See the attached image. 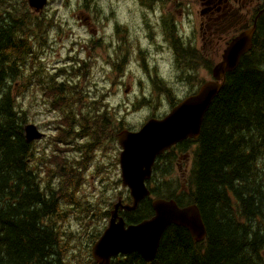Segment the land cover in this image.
<instances>
[{
	"label": "trees",
	"instance_id": "16d2710c",
	"mask_svg": "<svg viewBox=\"0 0 264 264\" xmlns=\"http://www.w3.org/2000/svg\"><path fill=\"white\" fill-rule=\"evenodd\" d=\"M33 12L25 0H0V264H97L92 247L107 227L106 223L101 230L98 223L109 221L114 204L104 211L100 202L78 199L81 171L70 161L73 148L65 144H71L74 125L80 123L76 114L81 101L85 108L86 84L79 89L69 77L53 82L40 71L27 73V62L36 55L34 33L47 22L45 12L39 16ZM258 34L238 69L226 74L200 137L193 140L196 149L188 190L163 187L154 179L156 173L152 183L157 188L148 185L152 196L136 211L120 213L127 224H138L154 216L155 198L174 200L180 208L196 205L207 237L197 243L188 230L172 226L152 263L133 253L113 258L111 264H264V23ZM83 67L74 68L71 77H88L90 70ZM34 77L37 86L51 95L53 109L63 114L59 131L69 149L66 155L26 141L27 111L16 95L26 91ZM156 85L159 95L170 96L172 106L181 101L174 100L167 85ZM136 104L150 106L152 100L143 97ZM94 105L93 120L85 116L90 141L115 146L124 122L117 125L111 120L103 96ZM87 107L89 112L93 102ZM132 202L128 194L124 203ZM69 220L76 221L78 233L66 230ZM83 235L87 247L81 243Z\"/></svg>",
	"mask_w": 264,
	"mask_h": 264
},
{
	"label": "rangeland",
	"instance_id": "374dc122",
	"mask_svg": "<svg viewBox=\"0 0 264 264\" xmlns=\"http://www.w3.org/2000/svg\"><path fill=\"white\" fill-rule=\"evenodd\" d=\"M44 12L47 22L41 30L34 33L36 55L27 62L26 70L28 74L40 71L43 77H52L53 82H61L69 77V83L79 89L86 84L88 97L84 103L85 108L83 101L82 104H76L80 103L82 108L76 114L80 123L74 125V130L81 131L74 137L77 142L70 155L72 162L81 171L78 174L81 175L78 199L100 202L105 211L110 204L117 203L119 197H127L129 190L121 181V148L118 143L115 144L114 151L102 145L89 146L86 140H83L85 144H79L82 137H88L89 119H85V116H92L93 120L97 114L94 111V100L99 101V97L103 96L112 121L117 125L123 121L127 129L138 130L148 119L163 117L172 107L170 96L159 95L156 83L167 85L174 100H180L193 92L196 83L211 80L212 77L202 70H191L188 66L179 64L161 37L156 41L148 39V30L143 24L145 12L136 7L134 0H49L42 11L33 13L39 16ZM50 20H54V24L50 25ZM187 32V27L181 29L182 35ZM117 36L116 42L123 38L130 43L131 58L123 66L125 74L118 70L114 75L112 64L121 63L120 57L114 54L112 48ZM99 40L96 46L91 44V41ZM81 60L88 65L83 67ZM81 67L82 70H90L89 76L71 77L73 69ZM60 69H64L65 73ZM55 74H60V77ZM143 97L150 98L152 105L138 106L136 100ZM16 100L27 111V125L35 124L47 135L43 143L46 144L47 151L52 152L56 148L66 155L69 149L64 145L65 140L60 138L59 131L63 114L58 109H53L55 105H52L51 95L49 97L46 91L37 86L36 77L26 91L16 95ZM91 102L93 107L88 112L87 105L90 106ZM82 113L85 115L82 116ZM109 163L115 165L111 170L106 166ZM159 173L154 179L162 183L163 187L172 186L170 188H177L179 192L188 190L189 176L183 184V177L178 169L175 172ZM154 188H157L155 184ZM106 223L108 220L98 223L101 230ZM65 228L77 231L79 226L76 221L69 220ZM80 240L85 247L88 246L85 235ZM75 252L80 256L77 250Z\"/></svg>",
	"mask_w": 264,
	"mask_h": 264
},
{
	"label": "water",
	"instance_id": "95a60500",
	"mask_svg": "<svg viewBox=\"0 0 264 264\" xmlns=\"http://www.w3.org/2000/svg\"><path fill=\"white\" fill-rule=\"evenodd\" d=\"M29 7L42 11L48 0H26ZM252 35L243 34L225 50L222 61L213 69V81L206 82L197 93L177 104L163 119L148 120L137 132L122 131L118 135L121 178L133 199L132 205L120 198L111 211L108 227L93 245L92 256L97 264H111L113 258L137 253L146 263L158 254L166 231L171 226L188 230L192 239L200 243L207 236L201 212L196 205L180 208L176 201L155 199L154 216L138 224H127L121 212L136 211L151 192L146 185L152 176L158 156L187 139H198L206 113L223 87L226 74L234 72L242 58L252 49ZM26 141L41 140L45 134L34 124L24 128Z\"/></svg>",
	"mask_w": 264,
	"mask_h": 264
},
{
	"label": "flooded vegetation",
	"instance_id": "af4514ba",
	"mask_svg": "<svg viewBox=\"0 0 264 264\" xmlns=\"http://www.w3.org/2000/svg\"><path fill=\"white\" fill-rule=\"evenodd\" d=\"M134 1L136 7L145 12L143 24L148 30V39L156 41L161 37L179 64L188 66L191 70H202L212 77L211 80H201L196 83L192 93L197 92L206 82L213 80L215 65L222 61L225 50L234 40L252 32V45H254L259 27L264 23V0ZM185 27L188 28V32L182 35L181 29ZM113 35L116 36L115 33ZM117 38L118 36L114 38L115 43L112 44V48L114 54L120 57L121 63L112 64L114 75L118 70L123 72V66L131 58L130 43L123 38L116 42ZM81 140L80 145L85 144L83 140H86L89 146L101 145L91 142L89 137H82ZM76 142L68 146L74 148ZM195 149L192 139L184 140L158 156L148 185L152 184L156 173L175 172L176 169L183 177L181 182L184 184L193 169ZM70 161L72 162V158ZM106 166L111 170L114 168V163H109L110 167Z\"/></svg>",
	"mask_w": 264,
	"mask_h": 264
},
{
	"label": "bare ground",
	"instance_id": "6f19581e",
	"mask_svg": "<svg viewBox=\"0 0 264 264\" xmlns=\"http://www.w3.org/2000/svg\"><path fill=\"white\" fill-rule=\"evenodd\" d=\"M166 16H167V15H166ZM162 17H164V15H162ZM257 34H258V33H257ZM257 34H256V35H257ZM258 35H260V34H258ZM258 35H257V36H258ZM255 37H256V36H255ZM206 237H207V236H206Z\"/></svg>",
	"mask_w": 264,
	"mask_h": 264
}]
</instances>
